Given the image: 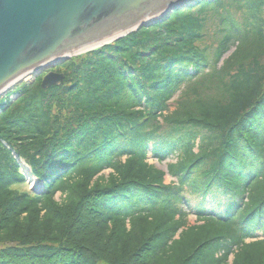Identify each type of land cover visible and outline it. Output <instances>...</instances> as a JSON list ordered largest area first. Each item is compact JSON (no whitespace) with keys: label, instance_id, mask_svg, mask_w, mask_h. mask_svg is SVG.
<instances>
[{"label":"trees","instance_id":"1","mask_svg":"<svg viewBox=\"0 0 264 264\" xmlns=\"http://www.w3.org/2000/svg\"><path fill=\"white\" fill-rule=\"evenodd\" d=\"M56 70L0 113V264H264V0H202Z\"/></svg>","mask_w":264,"mask_h":264},{"label":"water","instance_id":"2","mask_svg":"<svg viewBox=\"0 0 264 264\" xmlns=\"http://www.w3.org/2000/svg\"><path fill=\"white\" fill-rule=\"evenodd\" d=\"M190 1L0 0V95L21 76L152 25L161 14L200 3ZM64 79V72L50 71L41 84L49 88Z\"/></svg>","mask_w":264,"mask_h":264},{"label":"rangeland","instance_id":"3","mask_svg":"<svg viewBox=\"0 0 264 264\" xmlns=\"http://www.w3.org/2000/svg\"><path fill=\"white\" fill-rule=\"evenodd\" d=\"M237 45H238V42L233 44V46L230 47L229 51H227L225 57H228L229 55L233 54V51L236 49ZM70 59L71 58L65 60L64 62H61L60 65L65 64ZM222 64H223V61H221V63L219 65H222ZM60 65L52 66V68H54V70H56L58 67H60ZM47 70H49V69L46 68V69H43L42 71H38V72H35L34 74H30L27 77L17 81V83H15L13 86H11L5 94L0 96V108H1L0 112L4 111V108H7L8 105L12 104L14 101H16L18 99V97H20L19 95L22 94V89L38 82L39 79L45 74V72ZM178 96H179V93L176 94L175 97L172 98L171 110L174 109L175 101H176L175 99ZM7 102H8V104H7ZM5 104L7 106H5ZM2 105L5 107H3ZM15 155H16V159H18V162H20L21 172L24 174V177H25L24 183H22L21 186H19L21 191L23 190V191H28L31 193L37 192L40 194L44 193V191L46 189V185H45L44 180L42 181L40 178H38V176L36 175V172H34L32 166L28 162L27 163H28V166H30V170L25 166V164L23 162V159H24L23 157L19 156L16 153H15ZM149 156H150L149 162H151V163L155 162L159 167H161L162 169H166V170H168V167H167L168 163H175V161H177V155L171 156L169 159L164 160V162H162V163H160L155 157H153L151 155V153L149 154ZM111 171H112V169L109 168V169H106L105 171H103L102 174H104V176L107 177ZM166 178H167V183L175 182L177 180L176 177H172L170 174H167ZM187 195L189 196V199L191 200V203H192L188 208H186V210L189 212L187 221L194 224L198 221L195 207L197 206V204L199 202L198 201L199 198H198V196L196 197V195L194 196L190 192H187ZM57 198L59 200L62 199V195L60 192H57ZM232 259H233V257L231 258V261H232Z\"/></svg>","mask_w":264,"mask_h":264},{"label":"bare ground","instance_id":"4","mask_svg":"<svg viewBox=\"0 0 264 264\" xmlns=\"http://www.w3.org/2000/svg\"><path fill=\"white\" fill-rule=\"evenodd\" d=\"M193 1V0H192ZM192 1H190L191 3H192ZM202 0H199V2H201ZM191 7H197V5H194V6H191ZM175 12V11H174ZM170 15L168 14H161V15H159V16H157V18L155 19L156 21L154 22V23H152V25H154L156 22H158V21H161V20H164V19H167L168 17H169ZM152 25H148V26H152ZM144 28V27H143ZM139 29H142V28H138V29H136V30H139ZM136 32V31H135ZM120 39V38H119ZM117 40V39H116ZM115 41V40H114ZM113 41V42H114ZM113 42H110V43H113ZM110 43H107V44H110ZM104 45H106V44H103V46ZM103 46H100V47H103ZM96 48H99V47H96ZM96 48H93V49H96ZM90 51H93V50H90ZM86 52H89V51H86ZM86 52H82V53H86ZM78 55H82V54H78ZM74 56H77V55H74ZM71 57H73V56H71ZM224 60V59H223ZM222 60V61H223ZM50 71H55V72H60V71H56V70H54V68H49V70H47L46 72H45V74L43 75V77H42V79H41V83H42V80H43V78L45 77V75H47L48 73H50ZM62 72V71H61ZM60 72V73H61ZM30 74H34V73H30ZM30 74H28V75H30ZM27 75V76H28ZM27 76H21V77H19V78H17V80L16 81H14V82H12V83H10V84H8V86L6 87V89L1 93V95L0 96H2L3 94H5L7 91H8V89L11 87V86H13L15 83H17V81H19V80H21V79H23V78H25V77H27ZM66 77V76H65ZM65 80V79H64ZM63 80V81H64ZM62 83V82H61ZM61 85V84H60ZM53 86V85H52ZM43 87V86H42ZM44 88V87H43ZM21 95V94H20ZM19 95V96H20ZM7 104H8V102H7ZM0 110H1V108H0ZM3 111H1L0 113H2ZM23 162H24V164H25V166L30 170V166H28V163L23 159ZM27 169V170H28Z\"/></svg>","mask_w":264,"mask_h":264}]
</instances>
